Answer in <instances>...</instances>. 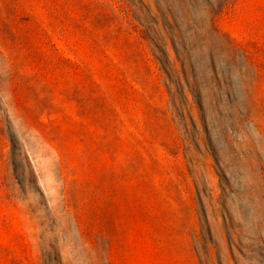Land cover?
<instances>
[{"label": "rangeland", "instance_id": "374dc122", "mask_svg": "<svg viewBox=\"0 0 264 264\" xmlns=\"http://www.w3.org/2000/svg\"><path fill=\"white\" fill-rule=\"evenodd\" d=\"M161 1L0 0V264H264V0Z\"/></svg>", "mask_w": 264, "mask_h": 264}, {"label": "bare ground", "instance_id": "6f19581e", "mask_svg": "<svg viewBox=\"0 0 264 264\" xmlns=\"http://www.w3.org/2000/svg\"><path fill=\"white\" fill-rule=\"evenodd\" d=\"M161 1V0H160ZM164 1H166V0H164ZM162 2V1H161Z\"/></svg>", "mask_w": 264, "mask_h": 264}]
</instances>
